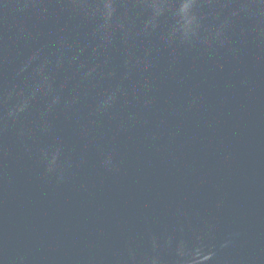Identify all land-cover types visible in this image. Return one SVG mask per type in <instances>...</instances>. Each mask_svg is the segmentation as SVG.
Listing matches in <instances>:
<instances>
[{"label":"water","instance_id":"1","mask_svg":"<svg viewBox=\"0 0 264 264\" xmlns=\"http://www.w3.org/2000/svg\"><path fill=\"white\" fill-rule=\"evenodd\" d=\"M0 264H264V0H0Z\"/></svg>","mask_w":264,"mask_h":264}]
</instances>
